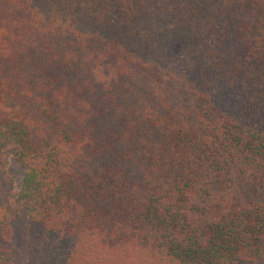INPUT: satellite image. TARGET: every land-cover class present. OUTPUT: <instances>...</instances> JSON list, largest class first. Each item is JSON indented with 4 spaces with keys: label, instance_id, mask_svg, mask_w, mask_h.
Masks as SVG:
<instances>
[{
    "label": "trees",
    "instance_id": "16d2710c",
    "mask_svg": "<svg viewBox=\"0 0 264 264\" xmlns=\"http://www.w3.org/2000/svg\"><path fill=\"white\" fill-rule=\"evenodd\" d=\"M0 264H264V0H0Z\"/></svg>",
    "mask_w": 264,
    "mask_h": 264
},
{
    "label": "rangeland",
    "instance_id": "374dc122",
    "mask_svg": "<svg viewBox=\"0 0 264 264\" xmlns=\"http://www.w3.org/2000/svg\"><path fill=\"white\" fill-rule=\"evenodd\" d=\"M8 173L12 178L16 189L19 188L23 174L25 173V167L16 159L10 158L8 161Z\"/></svg>",
    "mask_w": 264,
    "mask_h": 264
}]
</instances>
